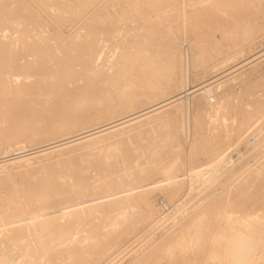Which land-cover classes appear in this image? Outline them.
<instances>
[{
    "label": "bare ground",
    "instance_id": "1",
    "mask_svg": "<svg viewBox=\"0 0 264 264\" xmlns=\"http://www.w3.org/2000/svg\"><path fill=\"white\" fill-rule=\"evenodd\" d=\"M96 1L97 0H0V107L2 106L4 108V106L2 105L3 103H6L8 101L11 102V100H14L13 96H15V98H17L16 94L20 91L23 92L22 95L24 94V96L25 95L28 96V98H30L31 101H32L34 95L40 96L41 98H46L51 93H55L59 97L60 96L69 97V100L65 103V105H61L58 101L57 102L53 101L49 105V109H51V111L49 110V112H50L49 114L45 113L44 109L46 108V106L43 105L44 101L32 102V103H36V104H35V108L33 107L31 109L27 108V109L23 110L25 106L23 108H20L21 107L20 106L18 108H20V110L22 109L21 110L22 112L20 111L22 114H20V112H19V114H18L19 117L15 118L16 121H14L13 123L11 122L12 120L10 119V116H12V113H16L15 112L16 108H17L16 105L14 106L15 107L14 112L12 111V110H14V108H12L11 111H9L8 109L4 110L6 112L9 111L8 114H10V112H11V115H9V118H7V116L5 117V114L2 113V116L4 114V117L1 118L2 116L0 113V116H1L0 117V128H1V124L3 125V124H7V123H12L11 125H7V127H8V129L6 131L7 133H4V134H6V137L12 138L15 140L16 137L21 138V136H23V135H26V136L28 135V137L32 136L33 139L34 138L35 139L39 138L40 140L41 139H47V140L55 139L56 137H60L64 134H66L67 132L69 133V131L74 130L73 128L76 129V127H79V126L82 127V125H84V124L86 125L87 122H89L88 126H89V124H91L93 122H95V123H96V121L99 122L102 117L101 118L98 117V114L102 113L103 116L108 115V114H104V113H106L105 111L107 109L109 111L115 112V110L120 105H124L125 107H129V105L131 104V102H129V100L127 98L128 94H124V93L120 92L118 90L119 89L118 87L124 86V88H126L128 85L133 87V84L131 81H129L130 76L125 74L121 70L120 66L117 65L116 62H113V61L111 63H109V61H108V63L106 62V64H105V68L107 69L105 71L106 76H105V79L102 80L100 73L103 71L104 68L101 66V64L99 65V63H98L99 60L101 62L102 55H101V53H99V55L97 54L96 59H93V52H94L93 41L85 39L83 42L75 44L73 42V39L71 38V36H73V35H71V34L67 35L68 33H64L61 36L58 34L59 37L54 34V36H57V37L55 39L52 37L53 38L52 39L53 43H52V41H50V39H49L51 37L47 38V36H49V35L46 36V32H48V30L43 32L45 29H42L45 21L42 22L43 19H42V21H40L38 19L39 18V12H40V10H42L45 13H42V12L41 13L45 14V16L47 15L46 17H48L49 19H50L51 15H52V18H54L53 15H55V13H58L59 15L58 14L55 15V16H58V19H57L58 22L63 20V17H65V16H66V19H64V20H66V21H70L69 20L70 18L77 20L79 18V16L84 15L86 11H87L86 12V14H87L88 10H91L90 9L91 6L94 3H97ZM180 1L182 2V0H180ZM185 2H186V0H185ZM96 5L97 4H95L94 6H96ZM97 8L100 9V5ZM102 8L103 7H101V9ZM95 11H96V8H95L94 12ZM98 11H100V10H98ZM94 12H92V13H94ZM52 13H54V14H52ZM92 13H91V15L89 14V16H92ZM95 13H97V12H95ZM95 15H97V14H95ZM95 15H94V18H95ZM45 16L43 17V15H42L43 18H46ZM48 18H47V20H49ZM96 18H99V17L96 16ZM52 20H50L49 22H51ZM93 20L96 21L95 19H93ZM88 22L89 23L86 22L85 24H88L89 28L83 29V31L85 30V37L94 38L95 34L98 32V26H95L94 23H90V20ZM50 24L52 25V22L49 23V25H46V27L47 26L49 27ZM56 25H57V23H56ZM65 25H69V24H65ZM92 25L94 27H96L97 29L94 28ZM112 26H114V25H111V28H112ZM36 27H39V31H40V27H42L41 29L43 31L41 30L42 32L35 33ZM50 27H49V29H50ZM92 28H94L93 30L96 29L97 32H93ZM59 32H61V31H59ZM114 34H116V33H114ZM50 36H52V35H50ZM63 37H65V39H63ZM121 44H123V41L121 42ZM261 53L262 54L259 53V56L256 54L257 57H255L256 56L255 55L254 56L255 58L254 57H252V58L248 57L251 60H249L246 63V65H248L250 63L252 64L254 61L263 57L264 52H261ZM61 54L63 55V58H61ZM245 61L243 63H245ZM104 62L105 61L103 60L102 64ZM107 64L108 65L110 64V65L108 66ZM106 65L108 67H106ZM217 65H219V64H217ZM217 65H215V66L217 67ZM236 68L237 67L235 66L234 71H232L234 68L229 70L230 73L227 71L228 75L231 74V71H232V73L236 72L241 67L237 68V69ZM217 74H220V72H218ZM148 75H150L149 76L150 78L147 77ZM151 75H152L151 72H149L148 74H146V78L147 79L149 78V80H151L152 79ZM226 75L227 74L222 75L221 78H219L217 80L218 81L221 80ZM214 77H215V75L213 76V78ZM216 77H217V75H216ZM218 77H219V75H218ZM28 78H31L33 82H31V83H21L20 82L21 81L20 79L28 81L29 80ZM235 79H236V77H235ZM211 80H212V77L209 80V82ZM217 80H215V81L212 80L213 82L211 81L210 83L208 82L206 84L204 83V85H201L200 87L198 86L199 88H197V89L195 87L194 89H196V90H192L191 93H196V92L199 93L200 92L199 95H196V97L205 95L209 99H212V96H211L212 95V89L209 87H210V85H212ZM230 80H232V79H230ZM110 81H114V85L110 84ZM226 81H229V80H226ZM6 82L8 83V85L6 84ZM205 82H207V81H205ZM222 82H225V80ZM222 82H220V84ZM253 83L251 84L252 86L254 85ZM220 84H216V88ZM249 84H246V85L249 86ZM256 84H258V82ZM257 87H259L258 88V90H259L260 86L258 85ZM91 88H97L98 89L97 94L93 93V92H88ZM136 89H138V88H136ZM255 89H257V88L254 87L253 90H255ZM244 90L245 91H243V92H246L247 87L244 86ZM248 90H252V89H248ZM259 91H260V94L258 96L255 94L258 98L257 103L260 104L262 109H264V89H261ZM250 92H252V91H250ZM249 93H248V95H249ZM78 95H83L84 98L81 99ZM183 95L181 97L179 96V98H177V99H175L177 96L175 98L172 97L174 100L172 98H170L171 101H168L167 99H169V98H167L166 100L161 101L160 103H156V105H154L152 107L147 106L148 108L149 107L152 108V110L150 109L151 111H148L149 109L147 107L146 108L148 110L145 108L141 109V111L137 110L138 113H141V112H143L142 110H144V112L137 117L130 118L131 117V113H130V115H127V116L125 115L126 117L122 116V117H124L122 119L119 118L117 120V119H115L116 118L115 117L112 119L113 121L111 120L112 122L110 121L106 124H105V122L108 120H106L105 119L106 117H104V118H102V119H105V120H103L105 122L102 121L104 123L103 125L97 126L98 124H102V123H98V124H96V126L94 125L95 127H93V128L91 127V129L89 128L88 130H85L84 127L86 128V126H84L82 128V129H84L83 132L80 129L81 131L77 134H76V132H73V133H75L73 136L71 134H68V136L69 135H71V136L70 137L62 136L61 137L62 139H60L56 142L53 141V143H51L49 141L50 143L48 145L44 144L45 146H41V148H33L34 149V150H32V151H34L33 153L25 154V152L27 150L26 149L25 151H23L25 155L23 154V152H22L23 156H21L19 154L20 157H22V158L21 159L18 158V159L21 160L20 162H22L23 160L24 161L29 160L26 158H31L28 155H32V154L38 155L40 153L43 154V152H45V151H47L46 153L49 154L48 150H57L58 149L60 151V149H59L60 147L68 145L63 149V150H66V148H70V147L74 146V145L71 146V144H75V143L77 144V142H80L81 140L82 141L86 140V141H83L82 143L80 142V144L78 143L80 146L83 145V146H85V147L87 146L89 148V149L86 148V150L88 149L87 150L88 153H84V154L85 155L90 154L94 157H99L100 161H101V162H99V159L97 158L98 163H97V161L93 162L92 160H88L90 163L91 162L96 163L95 164L96 167H98L97 164H100L99 166H103V169L100 167L101 171L102 170L110 171L109 174H112V175L114 173H115V175H117L118 174L117 172H120V174H122V175L118 174L115 177L113 176L112 181H110V180L106 179L107 174L106 175L104 174L103 178L106 179L107 181H104V182L101 181L99 183H96L93 180L90 181V179L88 177L82 176L83 168L80 164V166H81L80 171H82L81 176H80V173H79V176H77L76 173L80 172V171H78L76 168L75 169L77 170V172L73 171V170L69 171V169L64 171V172H66V174H68L67 172L69 171V175H67V176H64V175L60 176L63 173H60V175H59V172H58V174H56V175H59L57 177H54L55 175L53 174L54 176L52 179L56 178L55 181H51L52 179L49 180L50 179V176H49V178L46 179L47 187L45 186L46 187L45 190L42 191L43 193L42 192L39 193V196L35 195V197H34V195H33V198L26 199L25 195L27 192L26 193L24 192V194H23L24 197L23 196L22 197H23V199H26V200H21L22 198L20 197L21 198L20 199L18 197L20 199L19 202L15 201V200H17L16 195H15V197H13L14 195H12V196L8 195L9 197L3 196L4 194L2 195L3 197L0 196V264H17L18 261L20 260V258L23 259L22 257H24V255H30L31 253L34 252L33 246H35L36 244H37L36 246H38L39 243H42V244L49 243L48 245H50V241H53L55 243V245H56L57 241H58V243L60 242L59 245L60 244H63V245L68 244V245H65V247H62V250H58L60 248L55 250V248H57V247H52V248H54V251H52L53 250L52 248H51V250L48 249V252L50 255H52V257L55 258L56 257L55 254H58L60 256V258L62 257L61 258L62 264H68V263L70 264V262L72 264V261L74 263L79 262L80 264H96L97 261L100 260V258L107 255L106 253H108L110 250H112L115 246L116 247L119 246L121 244V242H123L124 238L127 235H129V233L134 229L135 225L138 222L145 220V219L147 221L152 217V215H156L158 210L160 212H162L160 209H163V208L166 209L167 205H168V203L166 202V199L172 200L171 197L173 196V194L175 192H177V190L180 186L179 173H178L180 171V167L178 166L177 163H174L176 161V159H175V161L172 160L173 159V158H171L172 152L170 155L171 159L167 158V160H169V161H166V159H165V161L168 163L165 164V161L163 160L164 161L163 164H165V167L164 168L161 167L162 171L159 170L160 166H162L161 164L158 163L160 160L159 161L157 160L158 162L154 161L157 164H159L158 168L155 166L160 172L159 178L162 176L161 175L162 173L165 176L163 178L165 180V183L160 184V185L162 187V193H164L163 197L164 198H165V196L167 197L165 200L163 198L159 197V199H157V201H155V203L157 202L155 209L150 208L151 207L150 202L148 201L149 195L152 194V192H153V190L151 191V189L153 187H149L146 190H142L141 194L139 195V197L137 199V201H138L137 204L139 205V207H138L132 201V196L130 194L131 190L127 189L129 184H128V182H126L123 179V174L128 176L129 173H126V167L128 165H130V162H131V164H133L132 163L133 161H136V162L140 161L141 162L142 158H145V157H143L145 153H146V156L150 155V151L153 152L152 149L154 150V148L156 149V150H154L155 153H156L157 149L158 150L161 149V151H162V148L165 145L164 144L165 141H169L171 145L175 146L174 148L176 149L175 150L176 152L174 151V153L177 154V151H178L177 139L179 136L177 134L178 128L176 127V130H172V131L170 130V132H167L165 130L166 125L163 127L162 124H164L166 122L168 123V121L166 120L165 122H161L162 123L161 124L160 123L161 119H160V120H157V122L159 121V124H158L156 121H154V119L156 120V118H158L157 116H159V115H156V114H159V113L161 114V110L164 107H166V106L170 107V105L174 106L173 104L176 101H178L180 98L184 97ZM253 97L254 96H252L251 98H253ZM26 98H25V100H26ZM19 100L22 101L23 99L22 100L19 99ZM19 100H17V99L14 100V101H17L15 104L20 102ZM28 101H30V100H28ZM27 102L25 104H27ZM41 102H43V103H41ZM118 102H120L121 104H119ZM22 103L23 102H21L20 105H23ZM18 104H17V106H18ZM252 104H255V100H254V102H252ZM4 105H7V104H4ZM12 105H14V104H12ZM40 105H42V106H40ZM27 106H29V108H30L31 105L29 104ZM43 106H45V107H43ZM115 106L117 108H114ZM130 106H132V105H130ZM177 106H174V107H177ZM154 107H156V108H154ZM249 107H250L249 109H251V106H249ZM5 108H6V106H5ZM10 108L11 107H9V109ZM112 108H114L115 110L114 109L112 110ZM117 110H120V109H117ZM145 110H147L148 112ZM17 111H19V109ZM103 111H104V113H103ZM109 111H108V113H109ZM132 111L133 110H131V112ZM165 111H168V110H165ZM209 112H211V113L216 112L217 113L218 111L216 108H212ZM209 112H208V114H209ZM96 113H98V114H96ZM111 113L112 112H110V114ZM117 113H118V111H117ZM113 114H115V113H112L111 114L112 116H110V115H108V116H110L112 118V117H114ZM127 114H129V113H127ZM134 114H135V112H134ZM163 114H165V113H163ZM95 115L97 116V118L94 117ZM152 115L153 116L156 115L155 116L156 118L153 117ZM214 115H216V114H214ZM15 116L17 117L16 114H15ZM15 116H13V117H15ZM108 116H107V119H108ZM142 117L143 118L145 117L146 119L144 118L145 120L142 121L143 120ZM171 117L168 120L174 119V116H173V119ZM212 117H213V114H212ZM92 118L95 120H93ZM15 119H13V120H15ZM86 119H90V120H86ZM139 119H142V120H139ZM152 119H153V122L157 123L158 125L155 123H154L155 126L152 125L153 122H152V124L148 123V122H151ZM81 120L82 121L85 120L86 123L80 125L82 123ZM91 120H93V121H91ZM252 120H253V118H250L248 120V122L243 127L244 128L247 127V125ZM78 121L81 123L79 124ZM85 121H83V122H85ZM145 122L148 123V125L150 124L152 126H150V125L144 126V124H146ZM171 122H173V121H171ZM171 122L169 121V123H171ZM208 122H210V121H208ZM223 122H222V125H223ZM170 125H168V126H170ZM224 125H226V124H224ZM4 126H6V125H4ZM171 126H173V125H171ZM162 127L164 128V131H166V132L163 131ZM226 127L228 129V125ZM125 128H126V130H129L130 128L134 130L135 128H137L141 132L140 133L138 132L139 134L134 133L136 135L135 137H139L140 139L143 138V140H144L145 139L144 135H145V137L146 136L149 138L151 137V141H152V143L149 142L150 143L149 147L147 146L146 143H145L146 145L145 144H139L140 141L138 142V144L133 143V145H135V146L145 145L147 148L139 146L135 149L132 145V147L134 149L131 147L133 149L131 154H130L131 151L129 153L127 152V150H129V149L125 150V152L130 154V156L127 155V157L129 156L127 159L125 157L120 158L118 156V154L115 153L116 151L118 152L120 150V149H118L119 146L125 145V142L128 143V141H127L128 139L132 140V138H134V136L131 137L129 135V137L127 136V138L124 137V139H123L122 137L125 135L124 133H123L124 134L123 136H120L122 139L120 137H118V133L124 132ZM127 128H129V129H127ZM4 129H6V128H4ZM4 129H0V134H2L1 132L5 131ZM140 129H142V130H140ZM166 129H169V128L167 127ZM172 129H175V128H172ZM238 129L241 130L240 128H238ZM109 130L112 132H110ZM106 131H108L107 134L104 133ZM132 131L129 133L131 134ZM225 131H228V130H225ZM259 131L257 133L260 135ZM133 132H136V130ZM59 134H61V135H59ZM116 134H117V137L119 138L118 139L116 137L117 140H115L116 138L114 139V137H113ZM134 134L132 133V135H134ZM155 134H157V136H155ZM166 134H168V136H166ZM3 136H5V135H3ZM164 136L166 139L164 138ZM257 137H256V139H258ZM204 138H206V137H204ZM204 138H201V143H202V139H204ZM263 138H264V136L261 137V141L259 140L261 142L262 146L264 145V139ZM2 139H5V138L3 137ZM87 139H89V140H87ZM136 139H138V138H136ZM199 139H195V140H199ZM206 140H207V138H206ZM4 141H6V140H4ZM24 141L28 142L27 140H24ZM135 141H133V142H135ZM149 141H150V139H149ZM9 142H11V141H9ZM12 142H13V140H12ZM30 142H32V141H29V143ZM37 142H38V140H37ZM37 142H35V143H37ZM45 142H46V140H45ZM169 142L168 143L166 142V144L169 145ZM196 142H198V141H196ZM257 142H256V144L260 145V143L259 142L257 143ZM39 143L41 144V142H39ZM130 143H128V145ZM147 143H148V141H147ZM203 143H204V140H203ZM22 144H24V143H22ZM32 144H31V146H32ZM69 145H70V147H69ZM128 145L126 144V146H128ZM196 145H197V143H196ZM205 145H206V143H205ZM257 145H255V146H257ZM155 146H157V147H155ZM173 146H171V147H173ZM250 146H251V143H250ZM253 146H251V147H253ZM38 147H40V146H38ZM75 147H79V146H75ZM75 147H73V148H75ZM85 147H83V148H85ZM165 147H167L166 149H169L168 146H165ZM165 147L163 148V150L165 149ZM171 147H170V151H171ZM25 148H27V147L25 146ZM83 148H81V149L84 150ZM174 148H172V149H174ZM78 150L79 149H77V151ZM260 150H262V151L261 152L259 151V153L257 152L258 156L264 157L263 147ZM29 151L31 152V148ZM161 151H159V152H161ZM164 151L166 153L169 150L168 151L164 150ZM55 152L59 153L58 151H55ZM60 152H62V151H60ZM69 152H70L69 153L70 155L68 157H70L74 154L72 152L73 154L71 155L70 149H69ZM78 152H80V151H78ZM78 152H77V154L78 155L82 154L81 156L83 157V155H84L83 152H81V153H78ZM53 153H54V151H53ZM64 153L66 154L65 157H67L68 151H65ZM123 154L125 156V153H123ZM158 154L159 153H157V155ZM253 154L254 153L251 152V155H253ZM14 155H16V154H14ZM157 155L155 156V158L157 157ZM165 155H167V154H165ZM165 155H163L162 158ZM25 156H28V157H25ZM59 156L60 155H58V157ZM254 156L256 157V155H254ZM172 157H174V156H172ZM257 157L252 158L255 161H257V168L256 169H254V166L256 167V165H255L256 163L254 161V163H255L254 165H251V166L245 165V167L242 168V170L240 168L241 171L238 170L239 173H238V171H236L238 178H239V179H237V177H236L238 182L236 183V185H234V187L236 186L235 187L236 191L234 192L233 191L234 189L231 190L232 193L234 192L235 196L233 198L230 197V199H229V195H228L227 200H229V202L227 205L225 204L227 208L225 209L226 211L224 212V214L223 213L219 214L220 213V212H218L219 210L216 211L217 213L214 212L215 203H214V207H212V209L214 208L213 212H210V209L208 207H209V204L211 206V204L213 202L212 203H210V202L212 200H214L212 198H215V197H214V195L212 196L209 192V194H210L209 200L211 199V201H209L207 199L209 202H207V200H206V203H204L202 206L200 205L201 207L199 206L198 208L194 209L193 212L190 213L188 216L182 217L181 219H179V221L176 222V224L177 223L178 224L177 225L175 224L176 227L173 229L172 232L170 231L171 232V234H170L171 238L173 236H175L174 241H175V244L179 246V248L177 247L178 249H175L176 251L173 250L174 251L173 255L171 253L168 254L169 253L168 252L167 253L168 255L166 257H164V255H163V257L158 258V261L155 264H161L160 261L164 258H166L168 260H172V259H174L173 256L174 255L176 256V254H180V256L182 257V258L178 257L179 259H181L180 263H182V264H194L195 261L192 262L190 254L191 253H194V254L197 253V256L202 254L204 248H206L205 246H209V247H207V249L208 248L209 249L208 250L205 249V251H204L206 254H208L207 257L205 256L207 261L209 262L208 264H264V158L260 157L259 158L260 160H258ZM15 158H16V156L14 157V159ZM39 158H41V154H40ZM81 158H79V159H81ZM86 158H90V156H87ZM160 158H161V156H160ZM7 159H8V157H7ZM9 159H10V155H9ZM9 159L6 161L11 162L13 158L10 159L11 161ZM55 159H59V158H55ZM67 159H69V158H67ZM79 159L76 158V160H78V161H79ZM84 159L85 158H83V161H84ZM152 159L155 160L153 158V156H152ZM156 159H159V158L157 157ZM252 159H251V161H253ZM49 160H51V159H49ZM49 160H48V162H46L47 160L45 162L51 165V167L49 165V168H52V165L57 164V163L55 164V161H60V160H62V158L60 160H55L54 164L52 163L53 161L49 162ZM63 160L67 161V160H65V158ZM144 160L151 161L148 156ZM153 160L150 162V164L153 163ZM170 160L172 161V163H170ZM85 161L87 163L86 159H85ZM146 161H145V163H146ZM20 162H19V164H20ZM26 162H22V164L25 163L26 165H28V164H29V166L31 165V163H29V161H28V164ZM31 162L33 163L32 160H31ZM72 162H73V159H72ZM43 163H44V161H43ZM43 163H41V164H43ZM58 163H60V162H58ZM67 163L69 164V160ZM249 163L250 162H248L247 164H249ZM6 164L7 165H4V167L8 166V163H6ZM45 164H43V167L45 166ZM142 164H144V161H142L140 163V165H142ZM251 164H253V163H251ZM11 165H12V162H11ZM32 165L30 167L29 166L25 167V165H23V166L27 170L28 169L27 167L31 168ZM84 165L86 166L87 164H84ZM147 165H149V162ZM62 166H65V165H62ZM4 167H1V168L4 169ZM24 167H22V168H24ZM41 167L42 166H40V169H43V167L42 168ZM46 167H48V166H46ZM128 167L132 168V169L135 168L134 166L133 167L128 166ZM136 167L140 168L139 165ZM142 167H145V166L142 165L140 169L135 168V169H137V171L134 173L135 178L134 179L130 178L129 180L139 181L141 179H148V180L151 179L150 182H152V184L159 185V184H156V183L160 182L158 179V176L156 173L154 174V171L156 170V168H155V170H153V169H151V167L147 168L148 166L146 168H142ZM1 168H0V170H2ZM67 168H69V167L67 166ZM152 168H154V167H152ZM70 169H73V168L70 167ZM22 171L23 170H21V172ZM41 171L43 172V170H41ZM18 172L20 173V171H18ZM24 172L26 173V171H24ZM51 172L56 173L57 170H56V172H55V170H52ZM51 172H50V174H51ZM28 173H30L29 170H28ZM44 173H45V171H44ZM233 173H235V171ZM45 174L47 175L48 173L46 172ZM249 174L251 175V177L249 176L251 179L249 178V181L245 182L248 180L247 176ZM29 175H31V174H28V177H29ZM134 175H132V177H134ZM237 175L232 174V176H230V177L233 178L234 176H237ZM101 176H102V173H101ZM101 176H100V178H101ZM154 176H156L157 178ZM211 178H213V175H211L208 179H206L205 183L210 184L211 183L210 181L212 180ZM31 179H34V178H31ZM43 179H44V176H43ZM224 179L227 180L228 178L225 177ZM236 179H233V181ZM47 180L51 181V182H48ZM218 180L220 181V179H217L216 183L219 182ZM39 181L40 180H37L38 183H39ZM37 182H36L35 186L37 185ZM41 182H43V181H41ZM224 182H226V181H224ZM25 183H27V182H25ZM31 183H33V181ZM40 183L38 185L42 186V184H40ZM214 183L215 182H213V185L211 184L212 185L211 187L213 189H214L213 186H215V184H216V183L215 184ZM252 183H253V185L250 186L249 184H252ZM224 184H226V183H224ZM28 185H30V184L28 183ZM45 185H46V183H45ZM50 185H51V187H50ZM218 185L220 186V184H218ZM31 186H33V185H31ZM6 187H8V186H6ZM10 187L11 186H9L8 188H10ZM43 187L44 186H42V188H40L39 186L38 187L36 186V189H35L36 193L38 191L37 188H40V190L41 189L43 190ZM226 187H227V185H226ZM129 188H130V186H129ZM135 188H137V186ZM212 188H211V193L214 191V190L212 191ZM221 188H225V187H221ZM229 188H230V186H229ZM19 190H21V189L19 188ZM25 190H26V188H25ZM40 190H39V192H40ZM208 191H209V188H208L207 192ZM16 192L18 193V191L15 190V193ZM220 192L221 191H219V193ZM5 193H6V190H5ZM15 193H13V194H15ZM21 193H23V192H20V194ZM32 194H29V195H32ZM209 194H206V195H209ZM223 194H225V192ZM29 195H26V196L29 197ZM230 195H231V193H230ZM236 195L241 196V197H237ZM211 196H212V198H211ZM219 196H221V194ZM237 198H239V199H237ZM222 200L223 199H221V201ZM227 200L225 203H227ZM216 201H218L217 198H216ZM217 203H221V202H217ZM218 206H219V204H218ZM218 206H216L217 209H218ZM220 206H222V205L220 204ZM214 213H216V215ZM99 217L101 218V221H100ZM156 217L154 218V220L156 219ZM96 219H97V222H96ZM161 223H162V221H161ZM201 223H205L207 225L202 230H200V227H198L199 225H201ZM220 223H222L223 225L221 226ZM88 225H89V227L86 228V226H88ZM208 234L210 235V240L208 239V241H205L204 237H206V235L208 237ZM167 235L169 236V234H167ZM164 237H166V236H164ZM172 239H170V240L172 241ZM42 240H45L46 242H44ZM170 240H169V242H170ZM160 241H162V240H160ZM164 241L162 242L163 244H164ZM169 242L167 241L166 244ZM157 243L160 244V242H157ZM70 244H71V246H70ZM63 245H60V246H63ZM161 246L165 248V246H163V245H161ZM45 248H47V247L45 246ZM153 248H157V247H153ZM150 249H148V252ZM158 249L160 250V248H158ZM167 250H169V249H167ZM41 251L42 250H40L38 252H41ZM45 251H46V249H45ZM50 251H52V252L50 253ZM14 253H16V255L18 254L19 260H18L17 256H15ZM110 253H113V251ZM110 253H109V255L112 256V254H110ZM41 254L46 256L47 252H42ZM53 254L55 256H53ZM154 254H156V253H154ZM162 254H164V252ZM156 255H154V256H156ZM145 256H146V254H145ZM154 256H152V257H154ZM14 257H15V259H14ZM39 257H37V258L38 259L43 258V256H42V258H39ZM146 257H144V258H146ZM205 257H203V258H205ZM46 258L47 257H45V259ZM54 258H52L53 261H54ZM195 258H197V257H195ZM34 259L36 260V258H34ZM34 259H33V262H34ZM50 259H51V257H49V260ZM57 259L58 258H56V260ZM147 259H149V255H148ZM150 259H152V258H150ZM156 259L153 258L154 261ZM31 260H32V258H31ZM31 260H29V261H31ZM142 260L145 261V259H141V261ZM153 260H151V261H153ZM200 260H202V259H200ZM47 261L48 260H46V262ZM53 261H51V263ZM55 261H54V264H55ZM141 261L139 262V259H138L139 263H137V264H143L144 261H142V262ZM24 262L26 263V260ZM61 262L59 261V264ZM146 262H148V260ZM146 262H144V263L146 264ZM204 262H205L204 264H207L206 261H204ZM20 263L22 264V261H20ZM43 263H44V261H43ZM27 264H30V263L27 262ZM150 264H151V262H150ZM152 264H154V263L152 262Z\"/></svg>",
    "mask_w": 264,
    "mask_h": 264
},
{
    "label": "rangeland",
    "instance_id": "2",
    "mask_svg": "<svg viewBox=\"0 0 264 264\" xmlns=\"http://www.w3.org/2000/svg\"><path fill=\"white\" fill-rule=\"evenodd\" d=\"M99 1L97 0L96 1L97 3H94L91 6V8H90L91 10H88L87 14H86V12H87L86 11L85 14L79 16V18L77 20L70 18L69 19L70 21H66V20H64V19H66V16L64 15L65 17H63V20L58 22V20H57L58 16H55L58 13H55V15H53L54 18H52V15H51V17L49 19L48 17H46L47 15L45 16V14H42L45 12L40 10L38 19L40 21H42V19H43L42 22L45 21L44 22L45 26L43 25V28L40 27V31H39V27H36L35 33L42 32L43 31L42 29H45L43 32L48 30V32H46V36L49 35V36H47V38L51 37V38H49L50 41H52L53 38L55 39L57 36L59 37V35L60 36L63 35L64 33H68L67 35H69V34L73 35V36H71V38L73 39V42L75 44L83 42L85 39L93 41V45H94L93 59H96L97 54L99 55V53H101V55H102L101 58L105 61L103 64H102V61H103L102 59H101V62H100V60L98 61L99 65L101 64V66L104 68L103 71L100 73L102 80L105 79V76H106L105 75V71L107 70L105 68L106 62L108 63V61H109V63H111L113 61V62H116L118 66H120L121 70L125 74L130 76L129 81H131L133 84V87H131L130 85H128L126 88H124V86L118 87L119 88L118 90L120 92H122L124 94H128L127 98L129 100V102H131L130 105H132V106L129 105V107H125L124 105H120L118 108L115 106L114 108L120 109V110L116 109L118 111V113L114 108H112V110L114 109L115 112L109 111L108 109L105 111L106 113H104V111H103L104 114H108L110 116H112L111 115L112 113H115V114H113L114 117H112V118L108 115L103 116L102 113H101L102 115L96 113V114H98V117H100V118L106 117L105 119L108 121L105 122V121H103L105 119L101 118V120L99 122L96 121V123L93 122V123L89 124L90 127L88 126L89 122L86 123L85 120H83L85 122H83L81 120L82 121V123H81L78 121L79 124L81 123L80 125H82L84 123H86V125L84 124V125H82V127L79 126L80 128L76 127V129L73 128L74 130L69 131V133L65 132L67 135L66 134L62 135L64 137L65 136L67 137L68 134H71L73 136L75 134L73 132H76V134H77L81 130L83 132L84 129L85 130H88L89 128L91 129V127L92 128L95 127L96 124H98V123H102V124H98L97 126L103 125L104 124L103 122H105V124H106V123L110 122L115 117H116L115 119H117V120L119 118L122 119V118L126 117L127 115H130V113H131L130 118L137 117L144 112V110H142L143 112H141V113H138V111H141V109H144V108L147 109L148 108L147 106L152 107V106L156 105V103H160L161 101H164L167 98H169V99H167L168 101H171L170 98H172V97L175 98L177 96L175 98V99H177V98H179V96L181 97L184 94L183 95L184 97L180 98L178 101H176L173 104L174 106L178 105L179 107L178 106L174 107L171 105H170V107L169 106L164 107L162 109L164 112L161 110L162 115L160 113L156 114V115H159V116H157L159 119L155 117L156 115L155 116H153L154 114L152 115L153 117L156 118V120L153 118L154 121H156V122H157V120H160V119L162 120V121L160 120V123L165 122L166 120L168 121V123L167 122L164 124L161 123L163 127L166 125L165 130L167 132H170V130L171 131L176 130V127L178 128L177 134L179 136L177 139V141H178L177 154L174 153V151L176 150L174 148L175 146L171 145L169 141H165L164 142L165 145L164 144L163 145H164V147L168 146L169 149H166L167 147H165L164 150H166V151L169 150L168 152L165 153V151L163 150V148H164L163 147L162 151H161V149H159V150L157 149L158 152L156 151V153H155L154 150H156V149L154 148V150L152 149L153 152L150 151V155H147L150 160L152 159V156H153V158L155 160H153V159L152 160H153V163L155 165L153 163L150 164V162L152 160L151 161L144 160L145 158H147L146 153L143 156L145 158H142V161H144V164H142V165L145 166L142 168H146L148 166L147 168L151 167V169L155 170V168L156 167L158 168L159 164H161L162 166H160V168H159V170H161V171H162L161 167L164 168L165 164L168 163L166 161H169V160H167V158H169V159L173 158L172 160H174V161L176 159L177 162L175 161L174 163H177L178 166L180 167V171L178 172L179 173L180 186H179L177 192H175L173 194V196L171 197L172 200L166 199L167 198L166 196H165V198L163 197L164 193H162V187L160 184L165 183V180L163 179L165 176L162 173L161 174L162 176L159 178L160 172L157 168H156L157 171L155 170L154 174L156 173L158 176V179L160 182H158L156 184H159V185L152 184V182H150L151 179H149V180L148 179H141L139 181L129 180L130 178H133V179L135 178L134 173L137 171V169H140L142 166V165H140V163L142 161L141 162L140 161H138V162L133 161L132 162L133 164H131V162H130V165H128L130 167L134 166L135 168H137L136 166H138V165L140 166V168H137V169H135V168L132 169V168H129L127 166L126 167V173H129V175H128L129 177L126 176L125 174H123V179L126 182H128V184L130 186V188L128 186L127 189L131 190L130 194L132 196L133 203H135L139 207V205L137 204L138 203L137 199H138L139 195L141 194L142 190H146L149 187H153L151 189V191L153 190V192H152V194L149 195V198H148V201L150 202V206H151L150 208L155 209V206L157 205V202L155 203V201H157V199H159V197L163 198L164 200L166 199V202L168 203L167 208L166 209L165 208L160 209L162 212H160L158 210L156 215H152V217L147 221L145 219V220L138 222L135 225L134 229L129 233V235H127L124 238L123 242H121V244L119 246H117V247L115 246L113 248L114 250L113 249L110 250L108 253H106L107 255L100 258V260L97 261V263H96V264H131V263L137 264L141 261V259H145V261L144 260H142V261L146 262L148 260V262L150 261L151 264H152V262L155 264L158 261V258L163 257V255H164V257H166L170 253L173 255L174 251H176L175 249L179 248V246L175 244V241H174L175 236L172 237L173 239L170 236L171 232L173 231V229L178 224V223L176 224V222L179 221V219H181L182 217L188 216L190 213L193 212L194 209L198 208L200 205L202 206L204 203H206V200L207 199L209 200V198H210V194L212 196L214 195V197H215V198H212V196H211V198L214 199L215 201L214 200L211 201V199L209 200V201H211L210 203L213 202L211 204V206L209 204V207H208L210 209V212H213V210L215 208L214 212L219 210L218 211V212H220L219 214H221V213L224 214V212L226 211L225 209L227 208L226 205L229 202V200H227L228 195H229V199H230V197L233 198L235 196L234 192L236 191L235 190L236 186L234 187V185H236V183L238 182L237 179H239L236 171L240 170V168L242 170V168H244L245 165L251 166V165H254L255 163H256L255 164L256 167L254 166V169H256L257 168V161H255L252 158H256L258 156L257 152L258 153H259V151L261 152L262 150H260V149L262 147H263V153H264V145L262 146L261 142H260L261 137L264 136V134H263L264 133V131H263L264 130V109H262L260 104L257 103V99H258L257 96L260 94L259 90L264 89V56L259 58L256 61H254L252 64L250 63V64L246 65V63L249 60H251L250 58L254 57L256 54L259 56V53L262 54L261 52H264V0H186V2H185V0L184 1L182 0L183 3L180 0H178V1L174 0L175 2L173 0H99ZM95 4H97V5L94 6ZM99 5H100V9L97 8V7H99ZM101 7H103V8L101 9ZM95 8H96L95 12H97V13L94 12ZM98 10H100V11H98ZM91 11L94 13H92ZM90 12L92 13V16H89V14L91 15ZM52 14H54V13H52ZM95 14H97V15H95ZM42 15H43V17L45 16L46 18H43ZM94 15H95V18H94ZM96 16L99 18H96ZM47 18L49 20H47ZM92 18L95 19L97 22L94 21ZM88 19L90 20V23H94L95 26H98V32H97L96 31L97 28L92 25L94 28H96L95 30H93L94 28H92V31L97 32L95 34L94 38L85 37V30L83 31V29L89 28L88 24H85L86 22L89 23ZM50 20H52L51 21L52 25L50 24L51 27L49 26L50 27V29H49V27L48 26L46 27V25H49V23H51V22H49ZM56 23H57V25H56ZM65 24H69V25H65ZM111 25H114V26H112V28H111ZM59 31H61V32H59ZM113 32L116 34H114ZM54 34L57 36H54ZM50 35H52V36H50ZM63 39H65V37H63ZM122 41H123V44H121ZM52 43H53V41H52ZM257 55L255 57H257ZM248 57H250V58H248ZM61 58H63L62 54H61ZM244 61H245V63H243ZM217 64H219V65H217ZM107 65H106V67H108L110 64L108 66ZM215 65H217V67ZM235 66L237 68H240V67L241 68L239 70H237L236 72L232 73V71L235 70ZM231 69H233V70L231 71V74L228 75V72L230 73L229 70H231ZM149 72H151V74H152L151 80H149L150 75L147 76V77H149L148 79L146 78V74H148ZM218 72H220V74H217ZM224 74H227V75L218 81L217 79L221 78V76ZM214 75H215V77L213 78ZM216 75H217V77L219 75V77L217 78ZM210 76L212 77L213 81L217 80L216 82H214L209 87L212 89V95H211L212 99H209L205 95L196 97V95H199L200 92L199 93L198 92L191 93L192 90H196L201 85H204V83L205 84L208 83L209 80L211 79ZM235 77H236V79H235ZM28 79H29L28 81L20 79L21 80L20 82L21 83L33 82L31 78H28ZM230 79H232V80H230ZM224 80H225V82H222ZM226 80H229V81H226ZM205 81H207V82H205ZM220 82H222V83L220 84ZM248 82L249 83L251 82V83L249 84ZM257 82H258V84H256ZM252 83L255 86L254 85L252 86L251 85ZM6 84L8 85L7 82H6ZM110 84L114 85V81H110ZM216 84H220L217 87L218 89L216 88ZM246 84H249V86ZM258 85L260 86L259 90H258L259 87H257ZM244 86L247 87L246 92H243V91H245ZM135 87L138 89H136ZM195 87H196V89H194ZM254 87L257 89L253 90ZM248 89H252V90H248ZM97 90H98L97 88H91L88 92H93V93L97 94ZM250 91H252V92H250ZM22 93L23 92H21V91L18 92L17 93L18 95L16 94L17 98H15V96H13L14 100H16V99L17 100H19V99L24 100V101L19 100L20 101V102H18L19 104L17 103L18 106H17V104H15L17 101L11 100V102L8 101V102L2 104L4 106V108L6 106L5 109L2 106L0 107L1 116H2V113H4L5 117L7 116V118H9V115H11V112H10V114H8L9 111H11L12 108H14V110H12L14 112L15 111L14 106L16 105V107H17L16 111H15L16 113H12V116H10V119L12 120V121L11 120L10 121L12 123L14 121H16L15 118L19 117L18 114L22 110V109L20 110V108H23L24 106L25 107L23 110H25L27 108L28 109H31L33 107L35 108L36 103H32V102L44 101L43 105H45L46 108L45 109L43 108V109L45 110L46 114H49L50 113L49 110L51 111V109H49V105L53 101H56V102L58 101L61 105H65V103L69 100V97H65V96L59 97L57 94L51 93L46 98H41L40 96L34 95L32 101H31V99L28 98V96H26V95L24 96V94L22 95ZM248 93H249V95H248ZM251 95L254 97L251 98L252 97ZM23 96L25 98L27 97L26 100ZM78 96L81 99L84 98L83 95H78ZM253 99L255 100V104H252V102H254ZM28 100H30V101H28ZM21 102H23L22 103L23 105H20ZM26 102H27V104H25ZM28 103L32 107L30 106V108H29V106H27V105H29ZM41 103H43V102H41ZM118 103L121 104L120 102H118ZM4 104H7V105H4ZM12 104H14V105H12ZM40 106H42V105H40ZM45 106H43V107H45ZM249 106H251V109H249L250 108ZM9 107H11V108L9 109ZM18 107H20V108H18ZM151 107H149L148 108L149 110L148 109L147 110L151 111L152 110ZM154 108H156V107H154ZM212 108H216L218 112L217 113L216 112H214V113L209 112ZM7 109L9 110L8 112L4 111ZM18 109H19V111H17ZM131 110H133V111L131 112ZM135 110L136 111L138 110V111L136 112ZM147 110H145V111H147ZM165 110H168V111H165ZM108 111H109V113H108ZM21 112H20V114H22ZM110 112H112V113L110 114ZM134 112H135V114H134ZM208 112L210 115L208 114ZM127 113H129V114H127ZM163 113H165V114L167 113V114L165 115ZM4 114L2 117L1 116L0 117L3 118ZM15 114L17 115V117L15 116ZM212 114H213V117L215 116L214 118L212 117ZM214 114H216V115H214ZM13 116H15V117H13ZM107 116H108V119H107ZM122 116H124V117H122ZM173 116H174V119H173ZM94 117L97 118L96 115ZM170 117L173 120H168V119H170ZM12 118L15 120H13ZM144 118L142 117L143 120L142 119H139V120L144 121L146 119V118L145 119ZM250 118H253V120L247 125V127L244 128L243 126L248 122V120ZM90 119H86V120H90ZM153 119L151 120V122H148V123L152 124ZM93 120H95V119H93ZM93 120H91V121H93ZM169 121L170 122L173 121V122H171L172 124L169 123ZM208 121H210V122H208ZM222 122H223V125H222ZM12 123H7V124H3V125L1 124V128H0V129L6 128V129H4L5 131L1 132L5 136L0 134L1 135L0 136V142H1L0 143V161H1L0 162V165H1L0 168L4 167V165H7L6 163H8V166H5L4 169L1 168L2 170H0V194H1L0 196H2L4 194L3 196L14 195L13 197H15V195H16V199H17V200H15L16 202L17 201L19 202L21 198H22L21 200H26V199L33 198V195H34V197H35V195L39 196V193L44 191L45 188L47 187L46 179H48L49 176H50L49 180H51L54 175H55L54 177L59 176L60 173H63L60 176H63V175L67 176V175H69L70 170H73L76 172H77V170L80 171L81 166L83 168V172L82 171L77 172L76 173L77 176H79V173H80V176L83 173L82 174L83 177L84 176L88 177L90 179V181L93 180L96 183H99L101 181L102 182L107 181L106 179L112 181L113 176L115 177L118 174H120V172H117L118 173V174L116 173L117 175H115V173L112 175V174H109L110 171H106V170L105 171L102 170L103 171L102 172L101 168L103 169V166H99L100 164H97L98 167H96V165H95L96 163H92V162L90 163L88 160H92L93 162L97 161V163H98L97 158L99 159V162H101V161H100L99 157H94L90 154L89 155L86 154L87 156H90V158H86L87 156L84 153H88L87 150L89 148L87 146L85 147L83 145H81V146L79 145L80 142L82 143L83 141H86V140H83V141L81 140L80 142H77V144L76 143L71 144V146L74 145L73 147L79 146V147H75L76 149L73 147H70V145H69L70 148H66V150H63L66 146H68V145H66V146L59 148L60 151H62V152H60L57 149V150H48L49 154L46 153L47 151L43 152V154L45 153L44 155L42 153H40L41 158H39L40 154H38V153L37 154L39 156L36 154L28 155L32 159L26 158L29 160H26L27 162L23 160L22 162H26L28 164V161H29V163H31V165L33 164L32 167L29 168L31 165L29 166V164L26 165L25 163L22 164V162H20L21 160H19L22 158V157H20V155L23 156L22 155L23 151H25L27 149L25 154L33 153L34 152V151H32V150H34L33 148H41V146H45L46 144L48 145L50 142L51 143H53V141L56 142V141L62 139L61 138L62 136L56 137L55 139H49V140L41 139L40 140L39 138L33 139L32 136L28 137V135L27 136L23 135L24 137L23 136H21V138L16 137L14 140L12 138L6 137V134H4V133H7L6 132L8 129L7 125H11ZM148 123L144 124V126H146V125L149 126L150 124L148 125ZM154 123L155 122H153L152 125L155 126V124H157V123L159 124V121L155 124ZM167 124L168 125L171 124L173 126H171V125L168 126ZM224 124H226V125H224ZM4 125H6V126H4ZM152 125H150V126H152ZM227 125H228V129L226 127ZM84 126H86V128ZM83 127H84V129H82ZM167 127L169 129H166ZM171 127L175 128V129H172ZM238 128H240L241 130H239ZM127 129H129V128H127ZM142 129H140V130H142ZM132 130L133 129H131V128L129 130H126V128H125L126 132L124 131V132L118 133V137L123 136L125 134L122 137L123 139H124V137H126V138H127V136L129 137V135L131 137L134 136V138H132V140L130 139L131 141L129 139L127 140L128 143H130V142L132 143V144L130 143L131 145L130 144L128 145V143L125 142V145L119 146L118 149H120V150L118 152L117 151L115 152L118 154V156L120 158L125 157L127 159L130 156V154L132 153V150L134 148L136 149L137 147L142 146V145L135 146V145H133V143L138 144V142L140 141L139 144H145L146 143L148 147L150 145L149 142L152 143L151 137L150 138L147 136L145 137V135H144V138H145L144 140H143V138H141L142 139L141 140L139 137H135L136 136L135 134H139L141 132V131H139V129L135 128L133 130V131L136 130V132H133ZM225 130H228V131H225ZM131 131L133 134L134 133L135 134L134 135H132V133L130 134L129 132H131ZM163 131H164V128H163ZM166 131H164V132H166ZM258 131H259L260 135L257 133ZM110 132H112V131H110ZM104 133L107 134L108 131H106ZM157 134H155V136H157ZM59 135H61V134H59ZM71 135H69L68 137H70ZM2 136L5 139H2L3 138ZM166 136H168V134H166ZM113 137L115 139L117 137V134ZM204 137H206L207 140ZM256 137L258 139H256ZM117 138L115 140H117ZM136 138H138V139H136ZM164 138H165V136H164ZM201 138H204V139H202V143H201ZM149 139H150V141H149ZM195 139H199V140H195ZM4 140H6V141H4ZM12 140H13V142H12ZM24 140H27L28 142H26ZM37 140H38V142H37ZM42 140L44 142L46 140V142L44 143ZM87 140H89V139H87ZM203 140H204V143H203ZM9 141H11V142H9ZM29 141H32V142L29 143ZM133 141H135V142H133ZM147 141H148V143H147ZM196 141H198V142H196ZM257 141L260 143V145L256 144ZM35 142H37V143H35ZM39 142H41V144ZM166 142L167 143L169 142L170 146L168 144H166ZM22 143H24V144H22ZM196 143H197V145H196ZM205 143H206V145H205ZM250 143H251V146H253V145L254 146L251 147ZM31 144H32V146H31ZM126 144L128 146H126ZM132 145L134 148L132 147ZM145 145H143L142 147L147 148ZM255 145H257V146H255ZM25 146L27 148H25ZM38 146H40V147H38ZM171 146H173V147H171ZM80 147L81 148L85 147V148H83L84 150H82ZM155 147H157V146H155ZM170 147H171V151H170ZM30 148H31V152L29 151ZM86 148H88V149L86 150ZM172 148H174V149H172ZM69 149L71 151V155L74 153L70 157H68L70 155ZM77 149H79L78 151H80V152H78ZM127 149H129V150H127ZM125 150H127L128 153L131 151L130 154L125 152ZM53 151L55 154L53 153ZM55 151H58L59 153H57ZM65 151H68L67 157H65L66 156V154L64 153ZM159 151H161V152H159ZM77 152L78 153L83 152V154H84L83 157L81 156L82 154L78 155ZM171 152H172V155H171ZM251 152L254 154L251 155ZM123 153H125V156ZM154 153L156 155H157V153H159L157 155V157L159 159H156L157 157L155 158L156 155ZM164 153L167 155H165ZM14 154H16V155H14ZM23 154H24V152H23ZM9 155H10V159L13 158L12 161L9 159ZM58 155H60L61 157L60 156L58 157ZM127 155H129V156L127 157ZM163 155H165V156L162 158ZM170 155H171V158H170ZM254 155H256V157ZM13 156L14 157L16 156V158L14 159ZM28 156H25V157H28ZM160 156H161V158H160ZM172 156H174V157H172ZM7 157L12 162V165H11V162L6 161V160H8ZM260 157H262V156H258L257 159L260 160L259 159ZM55 158H59V159H55ZM61 158H62V160L65 158V160H67V161L63 160L64 161L63 162L62 160H60ZM67 158H69V159H67ZM71 158L73 159V162H72ZM76 158L77 159L81 158V159H79V161H78V160H76ZM83 158H85L87 160V163H86L85 159L83 161ZM262 158H264V157H262ZM30 159L33 161V163L31 162ZM49 159H51V160H49ZM165 159H166V161H165ZM251 159L253 161H251ZM48 160H49V162L53 161L52 162L53 164H54L55 160H60V161H55V164L56 163L57 164L52 165V168H49L50 164L46 163V162H48ZM68 160H69V164L67 163ZM157 160L158 161L160 160V161L158 162ZM161 160L162 161L164 160L165 164H163L164 161L162 162ZM18 161L20 162V164ZM43 161H44V163H43ZM145 161H146V163H145ZM154 161L158 162L159 164H157ZM247 161L250 163L247 164L248 163ZM254 161H255V163H254ZM40 162L43 164L46 163L44 166L45 168L43 167V164H41ZM58 162H60V163H58ZM148 162H149V165H147ZM170 163H172L171 160H170ZM251 163H253V164H251ZM80 164H81V166H80ZM84 164H87V165L85 166ZM23 165H25V167L29 166V167H27L28 169L26 170ZM39 165L42 166L43 169H40ZM62 165H65V166H62ZM46 166H48V167H46ZM67 166L69 168H67ZM22 167H24V168H22ZM50 167H51V165H50ZM70 167L73 169H70ZM152 167H154V168H152ZM67 169H69V171L67 172L68 174H66V172H64ZM21 170H23V171L21 172ZM28 170L30 173H28ZM41 170H43V172ZM52 170H55V172L57 170V172L53 173V172H51ZM18 171H20V173ZM24 171H26V173ZM44 171H45V173L46 172L48 173L47 174L48 176L44 173ZM232 171L233 172L235 171V173H233ZM50 172H51V174H50ZM58 172H59V175H56V174H58ZM101 173H102V176H101ZM238 173H239V171H238ZM28 174H31V175H29V177H28ZM104 174L105 175L107 174L106 179L103 178ZM232 174L233 175L235 174L237 176H234L233 178H231L230 176H232ZM120 175H122V174H120ZM132 175H134V177H132ZM211 175H213V178H211L212 180L210 181L211 183L210 182H209L210 184L205 183L206 179H208ZM43 176H44V179H43ZM100 176H101V178H100ZM249 176L251 177V175L249 174L247 176L248 180L245 182L249 181V178H250ZM154 177H156V176H154ZM225 177H227L229 180L224 179ZM236 177H237V179H236ZM31 178H34V179H31ZM55 179L56 178L52 179L51 181H55ZM217 179H220V181L222 182L221 183L218 180L220 183L219 182H217V183L220 184V186L216 183ZM233 179H236V180L233 181ZM37 180H40L39 183L41 181H43L40 183V184H42V186H44L43 190L42 189L40 190V188H42V186L38 185L39 183L37 182ZM223 180L226 182H224ZM32 181H33V183H31ZM51 181H48V182H51ZM25 182H27V183H25ZM36 182H37L36 186L40 187V188H37L38 194L36 193V190H35L36 189V186H35ZM213 182L216 183V184L214 183L215 186L217 185L216 187L213 186L214 189L211 187L213 185ZM28 183L30 185H28ZM45 183H46V185H45ZM224 183H226V184H224ZM31 185H33V186H31ZM226 185H227V187H226ZM249 185L252 186L253 183L249 184ZM6 186H8V187L11 186L10 188L12 190ZM136 186H137V188H135ZM229 186H230V188H229ZM18 187L21 190H19ZM50 187H51V185H50ZM207 187L209 188L208 192H207V190H208ZM210 187L212 188V191L214 190L216 193L214 191L211 193ZM221 187H225V188H221ZM25 188H26V190H25ZM14 189L16 191H18V193L17 192L15 193ZM5 190H6V193H5ZM39 190H40V192H39ZM231 190H233L234 192L232 193ZM219 191H221V192L219 193ZM20 192H23V193L20 194ZM24 192L28 193V194L26 193V195H29L32 193L33 194L29 195V197L25 195L26 199H23ZM209 192H210V194H209ZM224 192L226 195L223 194ZM229 192L231 193L232 196L230 195ZM13 193H15V194H13ZM217 193L219 195L221 194V196H219ZM206 194H209V195H206ZM204 196L205 197L209 196V197L205 198ZM236 196L241 197L238 195H236ZM18 197L19 198L21 197V198L19 199ZM216 198L218 201H216ZM221 199H223V200L221 201ZM237 199H239V198H237ZM208 200H207V202H209ZM226 200H227V203H225ZM217 202H221V203H217ZM214 203H215V207H214ZM218 204H219V206H218ZM220 204L222 206H220ZM216 206H218V209ZM212 207H214V208L212 209ZM216 213H214V214L216 215ZM155 217H156V219L154 220ZM99 219L101 221L100 217H99ZM161 221H162V223H161ZM96 222H97V219H96ZM220 224H221V226L223 225L222 223H220ZM206 226L207 225L205 223H201V225H199L198 227H200V230H202ZM87 227H89V225L86 226V228ZM166 233L169 234V236ZM164 236H166V237H164ZM204 238H205V241H208V239L210 240V235L208 234V237L206 235V237H204ZM170 239H172V241ZM160 240H162V241H160ZM169 240H170V242H169ZM42 241L46 242L45 240H42ZM163 241H164V244L162 243ZM167 241L169 242V243H167L168 245L166 244ZM157 242H160V244H158ZM53 243H54L53 241H50V245H48L49 243H47V244L39 243L38 246H36L37 245L36 244L35 246H33L34 247L33 248L34 254L31 253L30 255H24V257H22L23 259L20 258V260H19L18 254L16 255V253H14L15 256H17V258L19 260L17 264H21L20 261H22V264H24L25 260H26L25 264H27V262L30 264H32V263L33 264H52V263L54 264V261L56 260V258H58V259L55 261V264L57 262H58L57 264H59V261L60 262L62 261V259H61L62 257L60 258V256L58 254H55V253L54 254L56 255V257L55 258L52 257V255L49 254L48 249L51 250L52 247H57V248H55V250L58 248H60L58 250H62V247H65V245H68V244H65V245L60 244V245H63V246H60L59 245L60 242L58 243V241L56 242V245H55V243L54 244ZM161 245L165 246V248L162 247ZM45 246L47 248H45ZM70 246H71V244H70ZM43 247L46 249V251ZM153 247H157V248H153ZM205 247L206 248H204L202 254H200L198 256H197V253H195V254L191 253L190 254L192 262L195 261L194 264H202V263L204 264L205 263L204 261H206L207 264L209 263L206 259L208 254H206L204 252L205 249L206 250L209 249V248L207 249V247H209V246H205ZM158 248H160V250ZM52 249H53L52 251H54V248H52ZM148 249H150L149 252H148ZM167 249H169V250H167ZM40 250H42V251L38 252ZM52 251H50V253ZM112 251H113V253H110ZM42 252H47L46 256L41 254ZM163 252H164V254H162ZM109 253L112 254V256H110ZM154 253H156L157 255ZM54 254H53V256H55ZM145 254L147 257L145 256ZM148 255H149V259H147ZM154 255H156V256H154ZM42 256H43V258H42ZM152 256H154V257H152ZM202 256L203 257L206 256V257L203 258ZM37 257L42 258V259H38ZM45 257H47L48 259L47 258L45 259ZM49 257H51V259H50L51 261H53L52 258H54V261L52 263L49 260ZM144 257H146V258H144ZM173 257H174V259H172V260H168V259L164 258L160 261V263L161 264H166V263L167 264H170V263L171 264L172 263L173 264L174 263L175 264H182V263H180L181 259H179V258H182L180 256V254H176V256L174 255ZM195 257H197V258H195ZM31 258H32V260H31ZM34 258H36L37 261ZM150 258H152V259H150ZM153 258L154 259L157 258V259L154 261ZM14 259H15V257H14ZM33 259H34V262H33ZM138 259H139V262H138ZM200 259H202V260H200ZM29 260H31V261H29ZM46 260H48L47 261L48 263L46 262ZM151 260H153V261H151ZM43 261H44V263H43ZM144 262H143V264H145ZM148 262H146V264H150V262L149 263ZM75 263L80 264L79 262L78 263L75 262ZM75 263L72 261V264H75ZM60 264H62V262ZM70 264H71V262H70Z\"/></svg>",
    "mask_w": 264,
    "mask_h": 264
}]
</instances>
